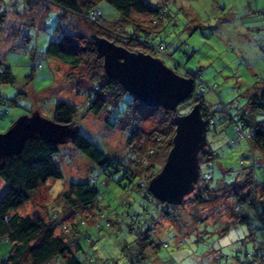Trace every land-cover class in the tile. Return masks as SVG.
<instances>
[{
	"label": "rangeland",
	"instance_id": "rangeland-1",
	"mask_svg": "<svg viewBox=\"0 0 264 264\" xmlns=\"http://www.w3.org/2000/svg\"><path fill=\"white\" fill-rule=\"evenodd\" d=\"M147 1L167 10L148 39L154 46L162 42L166 47V53L154 52L155 56L168 66L179 63L175 71L181 75L199 72L194 77L195 91L214 109L206 137L217 154L209 168L201 167V175L211 171L213 187L233 182L242 177L251 163V146L246 138L235 135L231 117L246 108L253 88L264 86V0ZM97 6L102 16L114 18L116 10L106 0H98ZM1 10H6L7 15L0 28V58L9 65L14 81L0 83V94L5 99L0 105V131L33 109L52 118L57 101L70 102L76 106L73 121L78 131L123 166L107 174L71 142L61 143L54 159L62 177L49 178L29 201L17 208L18 212L37 213L49 222L56 220L55 231L65 240L79 235L81 224L86 223L85 233L77 238L81 246L77 256L83 264H240L251 258L244 250L255 252L260 226L264 224L263 155L256 157L254 168L262 217L252 216L245 223L234 219L231 211L212 212L202 206L193 212L205 214L206 218L197 219L190 211L176 207L170 216H158L147 237L141 240V227L132 221V215L147 202L136 190L128 191V177H123L126 169L134 171L140 167L142 156L136 148L143 138L133 139L131 145L126 142L129 123L123 116L130 94L123 93L113 111H108L110 106L99 113L89 110V85L95 72L100 71L99 62L85 52L82 62L70 67L45 53L47 43L63 32L65 23L55 6L31 9L26 0H0ZM132 17L137 23L148 21L135 14ZM70 20L80 24L87 34L93 32L84 20ZM72 24L67 21L65 28ZM122 29L108 24L114 36L125 35ZM190 108V104H183L178 111L185 113ZM135 117L139 128L149 132L165 128L170 116L157 109L151 115L138 113ZM106 120L117 125L109 126ZM253 152L259 155L256 150ZM85 179L94 180L100 196L85 211L75 208L71 212L62 192L70 181ZM5 188L0 177V195ZM196 191L185 196L184 207H189L188 199ZM9 246V242L0 243V258ZM133 252L144 257L133 259ZM118 260L120 263H116Z\"/></svg>",
	"mask_w": 264,
	"mask_h": 264
},
{
	"label": "trees",
	"instance_id": "trees-1",
	"mask_svg": "<svg viewBox=\"0 0 264 264\" xmlns=\"http://www.w3.org/2000/svg\"><path fill=\"white\" fill-rule=\"evenodd\" d=\"M26 1L31 9L41 8L42 10L48 6H55L56 11L65 19L63 32L58 34L56 39L47 43L45 48L47 55L70 67L78 66L82 62L85 52L89 55L92 54L93 61L99 62L98 66L102 72L99 70L95 72L88 92V109L94 113H99L106 106H110L108 111H113L123 93L128 91L105 73L103 58L95 48L91 37L92 33L105 36L116 43L122 44L129 50L149 51L148 53H153L154 56V52L166 53V47L162 42L154 46L148 40L151 38L152 33L156 31L154 28L167 14L165 6L160 4H152L147 0H106L116 10V13H113L114 18H105L102 16L101 9L97 6L98 0ZM134 14L144 17L148 21L137 23L133 20L132 16ZM6 15V10L0 11V28L3 26ZM72 17L84 20L92 27L93 32L87 34L80 24L71 22ZM117 18H120L121 21H116ZM67 21L73 24L66 29ZM108 24H114L120 29L122 27L121 31L125 35H112L108 30ZM97 29L101 33L97 32ZM177 65L179 63L175 62L174 66L170 67L175 70ZM0 68V83H12L14 81L13 73L9 65L1 58ZM198 74L199 72L192 71H187L184 74V76L192 78L193 89L189 97L180 102L178 106L190 104V107H192L193 104L199 103L201 114L207 122V129H209L214 109H210L203 95L195 91L194 77ZM14 98H11V100L14 101ZM4 103L5 99L0 94V105ZM178 106L176 112L180 113ZM75 109L76 106L73 103L57 101L51 119L59 123H69L73 121ZM126 109L123 116V118H128L129 123L126 142L131 145L133 139L143 138L141 144H138L136 148L142 153L140 167L134 171L126 169L123 172V177H128V191L136 190L141 193L142 198L147 202L140 212H134L132 215V221L135 223L134 220H136L138 226L141 227V240L147 237L158 216H170V211H177L176 207L190 211L193 217L197 219L206 218L205 214L193 212L202 206L208 207L209 211L212 212L231 211L234 214V219L245 223H248L252 216L262 217L258 209L260 196L257 194L254 168L256 157L264 156V86L253 88L247 96L246 108L241 109V112L238 111L231 117L234 121L235 135L246 138L251 146V163L247 166L242 177L233 182L213 187L210 183L213 173L207 171L204 175H201V167L209 168L210 163L217 154L216 150L207 142L199 152L200 176L194 185L197 191L191 199H188V201L191 200L189 207H184L187 195L181 203L171 204L157 199L148 189L150 178L161 169L172 145V136L175 130L173 122L175 112L159 105H146L132 94H130ZM157 109L168 112L170 117L167 126L149 132L139 128L138 119L135 115L138 113L151 115ZM106 121L109 126L115 127L117 125L115 122L109 123L108 120ZM146 141L149 142L147 145ZM68 142H71L107 174L117 172L123 167L121 163L108 156L78 130L74 134V139ZM60 145L61 143L52 144L40 138L29 137L18 154L6 156L4 165L0 168V177L6 186L0 195V243L9 242L10 246L5 254L1 256L0 264H55L56 261L59 264H83L77 256L79 248H81L77 238L85 233L86 223L81 224L82 227H78L79 235L65 240L61 234L55 231L56 220L49 222L43 219L42 216H38L37 213L32 215L21 214L17 210L20 205L29 201L32 195L49 178L62 177L61 170L54 159V155L60 150ZM131 149L135 148L131 146ZM254 150L259 155H255ZM161 157L163 161H160ZM239 163L242 166L243 160H240ZM194 188L193 190H195ZM99 196V187L93 179L70 181L66 190L62 192V197L72 210L71 212H75V208L85 211L97 201ZM207 214L209 213L207 212ZM260 229L256 240L258 244L254 248L255 252L248 253L247 250H244L245 255H250L251 258H246L247 261L243 260L244 263L241 261L240 264H246V262L264 264V224L260 226ZM235 256L239 258V255L236 254ZM132 257L137 260L144 256L140 255V252H133ZM116 263H120V261L118 260Z\"/></svg>",
	"mask_w": 264,
	"mask_h": 264
},
{
	"label": "water",
	"instance_id": "water-1",
	"mask_svg": "<svg viewBox=\"0 0 264 264\" xmlns=\"http://www.w3.org/2000/svg\"><path fill=\"white\" fill-rule=\"evenodd\" d=\"M91 37L109 77L144 104L175 112L172 145L161 169L150 178L148 189L161 201L181 203L200 176L199 152L208 142L207 122L199 103L185 113L176 112L178 104L192 92V78L177 73L151 53L129 50L96 33ZM77 130L75 121L59 123L37 109L23 113L0 131V168L6 156L18 154L29 137L52 144L65 143L74 139Z\"/></svg>",
	"mask_w": 264,
	"mask_h": 264
},
{
	"label": "built area",
	"instance_id": "built-area-1",
	"mask_svg": "<svg viewBox=\"0 0 264 264\" xmlns=\"http://www.w3.org/2000/svg\"><path fill=\"white\" fill-rule=\"evenodd\" d=\"M0 71H1V68H0Z\"/></svg>",
	"mask_w": 264,
	"mask_h": 264
}]
</instances>
